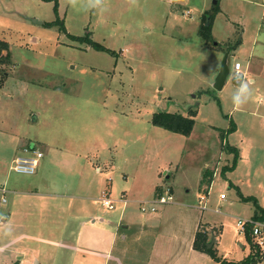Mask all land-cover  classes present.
Masks as SVG:
<instances>
[{
  "label": "rangeland",
  "instance_id": "rangeland-1",
  "mask_svg": "<svg viewBox=\"0 0 264 264\" xmlns=\"http://www.w3.org/2000/svg\"><path fill=\"white\" fill-rule=\"evenodd\" d=\"M57 1L54 12L52 0H0V40L10 51V63L0 64L4 164L19 153L20 139L40 149V137L60 143L66 132L99 133L109 148L96 141L91 155L97 164L116 158L127 180H158L160 187L145 186L139 196L155 198L171 189L172 202L147 203L154 212L134 203L123 209L121 218H132L141 231L139 240L128 238L129 251L141 243L147 258L153 249L156 264H217L207 251L188 248L200 224L207 241L214 237L217 256L243 259L250 248L233 216L243 218L254 206L238 197L234 185L264 203V0ZM216 4L212 40L205 41L197 34L201 15ZM57 16L64 30L32 20ZM87 34L112 52L73 38ZM226 51L229 72L215 89ZM237 60L244 72L240 83L232 79ZM241 84L247 91L237 105L233 96ZM189 110L195 123L188 136L150 122L156 111ZM81 123L87 130L82 134ZM225 145L238 149V159L222 174L233 158ZM205 169L215 172L210 184L199 181ZM13 172L11 179L28 177ZM117 204L102 212L105 219L119 220Z\"/></svg>",
  "mask_w": 264,
  "mask_h": 264
},
{
  "label": "crops",
  "instance_id": "crops-1",
  "mask_svg": "<svg viewBox=\"0 0 264 264\" xmlns=\"http://www.w3.org/2000/svg\"><path fill=\"white\" fill-rule=\"evenodd\" d=\"M35 23L44 24L43 21ZM85 128L81 123L78 131L82 134V131H87ZM2 136L0 128V143ZM87 136L66 132L60 143L52 137H40L41 148L38 150L43 154L42 159L35 173L24 174L28 177L23 179H11L14 173L10 168L11 163L15 157L23 154L24 148H35V145L20 139L15 149L19 153L6 164L0 155V198H5V203L0 205V264H156L152 261L153 249L149 258L141 243L128 250V238L139 240L141 231L132 218L123 220L121 214L129 203L138 206L141 201L152 200L151 196L138 195L145 186L157 189L161 185L158 180H134L135 176L127 180V173L116 158L97 164L98 157L91 155L97 152L92 150L96 141L101 142L104 150L108 144L99 133ZM9 138L12 140L13 136ZM118 143L120 140L114 137L111 144ZM103 190H107L114 208L117 203L120 207L116 222L102 215V212L111 210L100 202ZM201 194L204 195L201 192L199 196ZM122 195L125 201L121 200ZM97 201L103 208L101 211ZM261 206L264 208V203ZM251 211L243 218H252ZM199 226L197 224L192 229L194 235ZM235 226L238 229L236 222ZM118 238L121 242H117ZM239 245L244 246L243 243ZM188 248H193V241ZM139 249L143 250V257L138 256ZM249 253L250 249L243 257ZM257 264H264V256Z\"/></svg>",
  "mask_w": 264,
  "mask_h": 264
},
{
  "label": "trees",
  "instance_id": "trees-1",
  "mask_svg": "<svg viewBox=\"0 0 264 264\" xmlns=\"http://www.w3.org/2000/svg\"><path fill=\"white\" fill-rule=\"evenodd\" d=\"M53 1V11L57 12L58 9V1L57 0H52ZM218 11V6L217 4L214 5L210 10L207 12L202 13L201 15V22L197 30V34L205 41L212 40V35H211V25L212 21L214 18V14ZM47 26H52V25H58V27H61V30H64V26L62 25L61 20H59L58 16L51 22H46L44 23ZM87 34L84 37H76L73 36L74 39H78L80 41H84L87 44H89L92 48L98 49V50H104V51H109L112 52L108 49H106L104 46L100 45L99 43L93 41L92 39L89 38ZM7 42L0 40V64H3L4 62L8 64L10 63V51L8 48ZM4 52V53H3ZM194 111L189 110L187 115H183L177 112H168V111H156L153 112L150 118V122L152 125L163 128L165 130H168L170 132H175V133H180L184 136L190 135L195 119H194ZM233 129V126H230L227 131H224L222 135L227 134L230 132V130ZM226 151L228 153H231L233 155L231 165L228 167H224L221 169V173L224 174L226 171H231L237 162L238 159V149L234 146H227L225 145ZM213 178V172L205 169L202 172V177L200 179L201 183H206V182H211ZM236 193L238 197L242 201H250L252 202L254 206V211L252 215V219H264V208H262L257 199L254 196H243L240 190L238 189L237 186H234ZM246 242L249 244L250 248V253L244 257L241 260H227L225 258L219 257L216 255L214 251H212V246L207 247L206 242L208 240L207 233L202 230V229H197L194 235V240H193V248L198 251H207L212 258L215 260L217 264H256L258 261L262 259V256L259 254L258 249L255 247V245L252 243L251 236L249 234V225L246 226V232L244 234Z\"/></svg>",
  "mask_w": 264,
  "mask_h": 264
},
{
  "label": "built area",
  "instance_id": "built-area-1",
  "mask_svg": "<svg viewBox=\"0 0 264 264\" xmlns=\"http://www.w3.org/2000/svg\"><path fill=\"white\" fill-rule=\"evenodd\" d=\"M244 77V72L241 69V63L239 61H235L232 67V79L236 83H240L242 78ZM42 152L39 151L37 148L28 147L23 149V154L15 157L11 163V170L21 173V174H32L35 173L36 167L38 165L39 160L42 157ZM168 189V188H167ZM169 190V189H168ZM2 192L5 190L2 188ZM200 199L204 198V195L201 194L199 196ZM224 194H220V199H223ZM121 200H124L123 195L121 196ZM125 201V200H124ZM172 201V195L169 191L165 190V192L160 193L158 196L153 198L150 201H141L139 202V208L142 211L149 210L151 212L155 211V205L147 206V203L153 204H164ZM101 204L107 209H113L114 204L113 200L109 197L107 190H103L101 196ZM5 203V198H0V205ZM216 211V210H215ZM0 220L1 214H0ZM236 224L238 231H242L243 234L246 232V226L249 225V234L251 236L252 243L258 249L259 254L263 257L264 256V219H246V218H237Z\"/></svg>",
  "mask_w": 264,
  "mask_h": 264
},
{
  "label": "water",
  "instance_id": "water-1",
  "mask_svg": "<svg viewBox=\"0 0 264 264\" xmlns=\"http://www.w3.org/2000/svg\"><path fill=\"white\" fill-rule=\"evenodd\" d=\"M32 20L35 21V22H40V21H38L36 19H32ZM214 44H216V42H214ZM227 56H228V51H226L224 53V56H223V58L221 60L220 66H219V70H218V72H217V74L215 76V80H214V83H213V86H214L215 89H221L222 88V86L225 83L226 77L228 75L229 69H228V66L226 64ZM31 119L35 120V115H32ZM213 242H214V237L212 236L210 238V240L206 242V246L207 247H211Z\"/></svg>",
  "mask_w": 264,
  "mask_h": 264
},
{
  "label": "clouds",
  "instance_id": "clouds-1",
  "mask_svg": "<svg viewBox=\"0 0 264 264\" xmlns=\"http://www.w3.org/2000/svg\"><path fill=\"white\" fill-rule=\"evenodd\" d=\"M246 91H247V85L246 84H241L240 88L237 90V92L233 96V100H234V102L237 105L242 103L241 94L245 93Z\"/></svg>",
  "mask_w": 264,
  "mask_h": 264
}]
</instances>
